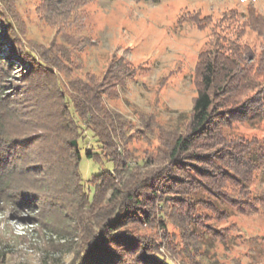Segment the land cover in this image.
Returning <instances> with one entry per match:
<instances>
[{
	"label": "trees",
	"instance_id": "trees-1",
	"mask_svg": "<svg viewBox=\"0 0 264 264\" xmlns=\"http://www.w3.org/2000/svg\"><path fill=\"white\" fill-rule=\"evenodd\" d=\"M1 1L9 56L0 54V195L17 190L21 204L34 194L39 207L58 206L69 264H203L229 240L218 222L259 210L251 185L264 168V136L235 127L264 120V13L249 4L241 23L235 10L225 15L198 54L188 116L171 128L143 111L134 123L107 103L136 73L124 57L111 55L101 73L76 72L64 32L82 25L92 0H38L40 16L64 33L45 46L22 44L14 2ZM15 60L30 68L8 93ZM135 137L150 145L140 155ZM82 151L100 163L86 180Z\"/></svg>",
	"mask_w": 264,
	"mask_h": 264
},
{
	"label": "rangeland",
	"instance_id": "rangeland-1",
	"mask_svg": "<svg viewBox=\"0 0 264 264\" xmlns=\"http://www.w3.org/2000/svg\"><path fill=\"white\" fill-rule=\"evenodd\" d=\"M13 2L22 44L45 46L52 39L62 42L64 33L71 35L74 45H66L81 65L77 73H101L111 55L124 57L136 66V73L117 87V96L108 98L107 103L134 123L143 111L153 113L162 125L171 128L188 116L198 54L228 23L225 15L235 10L238 14L233 20L241 23L249 4L264 13V0H92L85 6L82 25L60 34L40 16L38 0ZM4 33L0 20V54L8 57L9 42ZM246 38L257 45L256 35L249 29ZM12 62L8 93L14 92L15 84L24 85L21 75L30 68L28 62ZM235 130L246 137L261 138L264 120L258 125L238 123ZM136 138L131 146L137 147L140 155L150 145ZM103 166L111 169L112 163L104 161ZM99 169L100 163L82 151V178L89 179ZM251 188L260 198L259 210L246 215L232 213L218 222L228 228L229 240L204 253L200 258L203 264H264V168L257 172ZM16 191L0 195V264H69L72 252L64 236V212L58 206L39 207L41 199L34 194L27 195L32 203L21 204V193Z\"/></svg>",
	"mask_w": 264,
	"mask_h": 264
}]
</instances>
